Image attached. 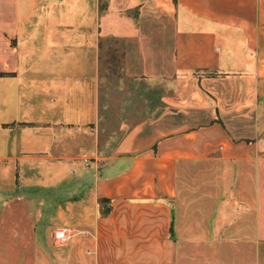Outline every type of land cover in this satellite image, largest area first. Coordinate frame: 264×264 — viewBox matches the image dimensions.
<instances>
[{"label": "crops", "instance_id": "0c3cea01", "mask_svg": "<svg viewBox=\"0 0 264 264\" xmlns=\"http://www.w3.org/2000/svg\"><path fill=\"white\" fill-rule=\"evenodd\" d=\"M101 41L171 94L89 168L82 230L41 264H264V0H0V228L23 174L94 154Z\"/></svg>", "mask_w": 264, "mask_h": 264}, {"label": "rangeland", "instance_id": "374dc122", "mask_svg": "<svg viewBox=\"0 0 264 264\" xmlns=\"http://www.w3.org/2000/svg\"><path fill=\"white\" fill-rule=\"evenodd\" d=\"M108 46L117 49V56L113 66L105 63L102 68L104 77L100 81L98 120L93 128L95 152L92 155L81 152L75 156L73 172L69 175L64 172L65 164L58 165L56 178H53L55 174L44 171L23 174L21 182L29 187L26 188V201L10 205V208L13 207L7 215L10 227L3 225L6 231L0 228V264H41L42 261H49L50 253L54 251L60 259L66 244L54 245L51 233L54 228L62 226L72 227L76 234L82 230L81 220H73L72 214L80 211L81 201L89 212L93 208L90 191L95 172L89 171V168L107 163L124 133L146 119L162 105L163 97L171 94L168 80L139 75L134 43L109 41L104 44V47ZM128 49L131 55L127 60L125 53ZM85 145L86 142H83L81 147L87 148ZM51 181L52 184L48 185ZM33 182L41 185L34 186ZM2 212H8L7 207L3 209L0 206ZM34 213L42 214V219L38 220ZM52 259H55L53 253Z\"/></svg>", "mask_w": 264, "mask_h": 264}, {"label": "built area", "instance_id": "2783aa9c", "mask_svg": "<svg viewBox=\"0 0 264 264\" xmlns=\"http://www.w3.org/2000/svg\"><path fill=\"white\" fill-rule=\"evenodd\" d=\"M75 235V229L69 226H62L53 229L51 239L56 246L65 245L70 242Z\"/></svg>", "mask_w": 264, "mask_h": 264}, {"label": "trees", "instance_id": "16d2710c", "mask_svg": "<svg viewBox=\"0 0 264 264\" xmlns=\"http://www.w3.org/2000/svg\"><path fill=\"white\" fill-rule=\"evenodd\" d=\"M109 39L115 40L114 38H109ZM99 49H100V55H99L100 75H101V77H104V74L102 71L103 65L105 63H107V64H112V66H113V61L116 59V56H117V54H116L117 49H113L110 46L104 47V45L102 44V41L99 42ZM104 54H105V56H104ZM108 55H110V56L108 57ZM101 202H102V200H101ZM107 210H108V208L106 207L104 211L106 212Z\"/></svg>", "mask_w": 264, "mask_h": 264}]
</instances>
